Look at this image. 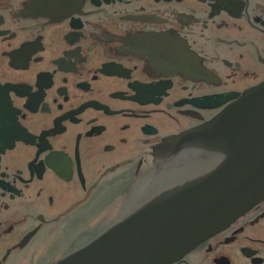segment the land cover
Listing matches in <instances>:
<instances>
[{"label":"flooded vegetation","instance_id":"flooded-vegetation-1","mask_svg":"<svg viewBox=\"0 0 264 264\" xmlns=\"http://www.w3.org/2000/svg\"><path fill=\"white\" fill-rule=\"evenodd\" d=\"M264 83V0H0V264H55L226 159L191 132ZM172 264H264V199Z\"/></svg>","mask_w":264,"mask_h":264},{"label":"water","instance_id":"water-1","mask_svg":"<svg viewBox=\"0 0 264 264\" xmlns=\"http://www.w3.org/2000/svg\"><path fill=\"white\" fill-rule=\"evenodd\" d=\"M191 133L216 145L224 162L55 264H172L264 199V83Z\"/></svg>","mask_w":264,"mask_h":264}]
</instances>
